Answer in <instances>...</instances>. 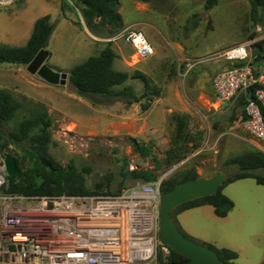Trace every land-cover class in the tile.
Here are the masks:
<instances>
[{"label":"rangeland","instance_id":"rangeland-1","mask_svg":"<svg viewBox=\"0 0 264 264\" xmlns=\"http://www.w3.org/2000/svg\"><path fill=\"white\" fill-rule=\"evenodd\" d=\"M59 1L75 26L67 22L58 27L59 35L51 43L54 53L45 60L52 70L69 74L75 65L99 54L108 41H116L120 45H115L119 56L114 66L130 73L126 84L142 95L145 84L138 76L142 73L159 88V95L152 89L138 102L119 99L94 104L76 94L69 77L66 84H53L28 65L0 63V87L9 89L21 102L16 120L29 114L31 101L45 103L52 118L51 153L62 165L71 163L82 171L89 188L99 190L96 188L102 185L99 194L121 193L143 182L127 174L135 168L154 170L158 177L168 172L166 178L192 168L199 176L218 172L228 176L237 171V166L228 164L230 158L264 151V143L243 125L244 95L221 104L213 89L215 73L227 65L223 49L264 39V20H254L250 0H218L211 9L206 8L207 0H119L124 27L133 25L142 30L154 46V53L145 58H140L125 38L116 37L119 32L110 35L106 28L93 31L88 25L86 29L77 0ZM23 7L24 0L0 7V42L26 43L21 32L30 27L23 18ZM252 52L257 54L254 46ZM149 100V107L143 108ZM174 112L189 113L190 129L202 131L203 140L184 159L168 165L166 151L171 146ZM13 129L14 122H0V146L9 141ZM135 139L150 148L147 155L134 150ZM2 153L13 154L25 171L32 168V160L14 143ZM223 192L235 204L226 218L233 219L229 224L235 233L226 240L235 247L229 248L239 253L235 264H264V184L244 178L227 184ZM192 214L190 223L210 234L217 221H223L212 211ZM168 255L159 244L155 264L167 260Z\"/></svg>","mask_w":264,"mask_h":264},{"label":"built area","instance_id":"built-area-1","mask_svg":"<svg viewBox=\"0 0 264 264\" xmlns=\"http://www.w3.org/2000/svg\"><path fill=\"white\" fill-rule=\"evenodd\" d=\"M18 1L0 0V7ZM121 36L140 58L154 53L133 25L116 37ZM253 46L246 40L222 50L227 65L215 73L213 89L221 104L246 97L243 125L264 143V52L256 60ZM256 84L262 86L250 97ZM5 154L0 152V264H155L159 244L170 252L158 221L168 172L117 194L27 196L7 191Z\"/></svg>","mask_w":264,"mask_h":264},{"label":"trees","instance_id":"trees-1","mask_svg":"<svg viewBox=\"0 0 264 264\" xmlns=\"http://www.w3.org/2000/svg\"><path fill=\"white\" fill-rule=\"evenodd\" d=\"M81 8L84 19L88 27L93 31L106 28L110 35L120 32L124 28L122 15L119 11V0H77ZM148 2L150 0H140ZM251 11L254 20L259 22L264 20V0H250ZM218 3V0H207L206 8L211 9ZM62 9H65L62 4ZM55 29V22L51 21L49 14L36 19L32 33L23 45H13L6 42H0V63H12L28 65L35 56L45 49L46 59L50 57V51L46 50L50 37ZM112 41L97 55H91L83 62L71 68L69 80L78 95L89 99L94 104L112 103L115 100H125L128 103L138 102L143 97L149 96L152 89L159 88L152 85L150 78L142 73L138 76L145 84V90L142 95H137L132 85L126 84L130 73L125 70L116 69L115 60L118 58L117 51L113 48ZM257 50V58H261L264 52V39L254 42ZM262 85L256 84L250 88L248 95L254 96V91ZM246 97H242L241 104L244 106L245 114ZM29 114L22 119L16 120L17 114L21 109L19 102L12 95L9 89L0 87V122H14V129L10 133L8 142L1 144L0 152L6 148L9 143H14L20 147L27 157L32 160V168L23 170L20 161L16 158L20 173L16 176H8V192L18 193L27 196L39 195H97L102 185H98L93 190L86 185V178L74 164L62 165L53 156L50 151L52 138V118L47 105L43 102L31 101ZM150 105V100L143 104V108ZM174 123V129L171 135V146L166 151V162L172 165L184 159L189 152L201 146L203 140L202 131L192 132L190 129V114L185 112H174L171 116ZM26 145H22V143ZM133 148L142 155H147L150 148L135 139ZM228 164L237 166V171L227 176L226 182L220 187L215 195H207L186 202L172 211L174 213L182 212L186 209L201 206L212 205L215 214L219 217L227 216L234 207V201L223 192L224 187L236 180L244 178H253L259 184H264V151H249L228 160ZM128 175L135 179L143 181H153L158 175L151 169L135 168L129 170ZM200 177L195 168L189 169L183 173H178L165 178L161 185L162 192L169 191L180 182ZM118 192V191H117ZM106 192L105 194H109ZM181 231L189 236L181 227L178 220L174 218ZM191 237V236H189ZM214 248L220 258L228 264H235L239 253L228 247H217L211 243L203 242ZM170 249V248H169ZM159 264H192L191 260L170 249L167 260H160Z\"/></svg>","mask_w":264,"mask_h":264},{"label":"water","instance_id":"water-1","mask_svg":"<svg viewBox=\"0 0 264 264\" xmlns=\"http://www.w3.org/2000/svg\"><path fill=\"white\" fill-rule=\"evenodd\" d=\"M45 49L41 50L28 64L33 73H38L53 84H66L69 74L52 70L45 60ZM5 171L9 176L20 173L16 157L5 154ZM227 175L218 172L212 176H200L180 182L177 186L161 194L160 202V237L170 249L188 257L192 264H228L220 258L217 251L209 245L185 235L172 217V211L178 206L207 195H215L226 182Z\"/></svg>","mask_w":264,"mask_h":264},{"label":"crops","instance_id":"crops-1","mask_svg":"<svg viewBox=\"0 0 264 264\" xmlns=\"http://www.w3.org/2000/svg\"><path fill=\"white\" fill-rule=\"evenodd\" d=\"M31 3H33L34 5L32 6ZM37 3H39V4H37ZM23 10H25L23 12V18L26 22L27 27H30L29 30L27 29L26 31L21 32L24 34L26 42L32 33L36 19H38L39 17H41L43 15L49 14L51 16V21L55 22V29H54L51 37H50L49 44L46 47V50L50 51V53H51L50 56L54 53V51L51 49L52 40L54 37L56 38L59 35L57 33L58 27L66 24L67 22L70 23L72 26H75L74 25L75 20L73 18H70V17L68 18V16L65 13L66 8L64 10L62 9V5H61V2L59 0H24ZM35 12H37V13H35ZM82 21H83V19H82ZM84 25H85V28L88 29L87 24L85 22H84ZM115 45L119 46L120 44L116 41H114V43H113V48L117 51V47ZM104 47H105V45H104ZM200 208H202V209H200ZM192 210H193V212H192ZM211 211L214 212V214H215L214 207L212 205L206 204V205H201V206L189 208V209H186L182 212H179L177 214L176 218H177L179 224L181 225V227L183 228V230L188 235H190L191 237H195L199 240L211 243L217 247L228 246V248L229 247L235 248L234 245H232L231 243H229L226 240L227 237H229L231 234L235 233L234 228L232 227V225L229 224V222L233 221V219H226L229 217L230 214H228L225 217H219L215 214L217 216V218H219L223 221H217L218 225L216 226V228L213 229L212 234H210L206 231L197 229L196 226L194 225V223L191 224L190 220H188V217L192 213H193L192 216H199L201 213L210 214Z\"/></svg>","mask_w":264,"mask_h":264}]
</instances>
